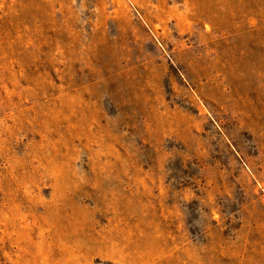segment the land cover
<instances>
[{
	"label": "rangeland",
	"instance_id": "rangeland-1",
	"mask_svg": "<svg viewBox=\"0 0 264 264\" xmlns=\"http://www.w3.org/2000/svg\"><path fill=\"white\" fill-rule=\"evenodd\" d=\"M0 264H264V0H0Z\"/></svg>",
	"mask_w": 264,
	"mask_h": 264
}]
</instances>
